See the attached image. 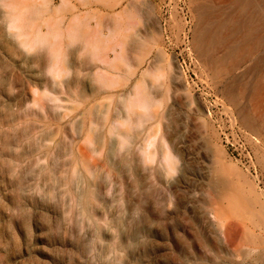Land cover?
Listing matches in <instances>:
<instances>
[{
    "label": "rangeland",
    "instance_id": "374dc122",
    "mask_svg": "<svg viewBox=\"0 0 264 264\" xmlns=\"http://www.w3.org/2000/svg\"><path fill=\"white\" fill-rule=\"evenodd\" d=\"M192 26L189 0H0V264H264V226L215 212L264 202V104L251 129L225 89L264 47L215 78Z\"/></svg>",
    "mask_w": 264,
    "mask_h": 264
},
{
    "label": "bare ground",
    "instance_id": "6f19581e",
    "mask_svg": "<svg viewBox=\"0 0 264 264\" xmlns=\"http://www.w3.org/2000/svg\"><path fill=\"white\" fill-rule=\"evenodd\" d=\"M159 1L163 3L166 0ZM118 5V2L113 5L114 10ZM189 5L193 18L191 29L193 50L197 59L210 67L215 78L222 79L234 74L247 63L249 58L264 47V0H189ZM122 14L126 16L127 34H131L136 27L133 20H136L138 16L134 11L127 9H124ZM122 22L120 17H115V34L121 33ZM173 26L181 27L178 22H175ZM262 65L263 61H256L251 69L253 77L249 81L235 78L225 86L232 100L240 97L250 100L249 107L240 110L239 114L244 124L254 130L262 124L259 121L262 118L257 119L252 115L258 111L254 106L257 100L264 104ZM247 185L250 189L245 185L234 184V190L227 195V204L217 205L215 209L219 216H225L223 230L231 242L239 239L237 233L240 227L232 222L227 214L250 223L253 228L264 226L262 193L260 192V195L252 185L249 183ZM256 203L260 205L258 210H256ZM241 229L243 235L241 234L240 241L245 238L253 243L264 242V237L255 233L246 223L241 226Z\"/></svg>",
    "mask_w": 264,
    "mask_h": 264
}]
</instances>
